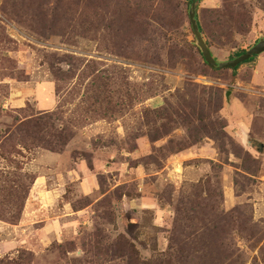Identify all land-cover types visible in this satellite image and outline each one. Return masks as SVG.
<instances>
[{
  "label": "rangeland",
  "instance_id": "374dc122",
  "mask_svg": "<svg viewBox=\"0 0 264 264\" xmlns=\"http://www.w3.org/2000/svg\"><path fill=\"white\" fill-rule=\"evenodd\" d=\"M192 2L0 0V264H264V54L206 65ZM197 20L220 63L264 40V0Z\"/></svg>",
  "mask_w": 264,
  "mask_h": 264
},
{
  "label": "trees",
  "instance_id": "16d2710c",
  "mask_svg": "<svg viewBox=\"0 0 264 264\" xmlns=\"http://www.w3.org/2000/svg\"><path fill=\"white\" fill-rule=\"evenodd\" d=\"M200 30L202 32H204V28L201 26L200 27ZM260 41H258L257 43H259ZM208 46L209 43H208ZM210 48V47H209ZM246 51H241L240 53H238L235 57V58H238L240 56H242L243 54H245ZM202 56V54H201ZM204 62L206 65H208V63L206 62V60L204 59V57L202 56ZM257 58V56H255L254 58H252L251 60H249L248 62L244 63V64H248V63H251L253 62L255 59ZM242 64V65H244ZM241 65V66H242ZM209 66V65H208ZM239 66L237 69H234L233 72H237L239 70V68L241 67ZM210 67V66H209ZM214 69V68H212ZM232 70V69H230ZM220 110L223 109V106L221 105V107L219 108ZM49 114H47L45 117H43L44 119H40L39 117L38 118H35V117H30V119L28 120V122H25V123H22L18 129L19 133L20 134H23L25 135V141H31L33 142V144L35 143H38L39 145H41L42 147L52 151V152H60L62 151L63 147H65L67 144H68V139L66 138H63V137H58L56 138V140H51V136H50V133H49V130L53 129V126L49 123V122H45L44 120L46 119H49ZM19 120L17 119L15 121V124L18 122ZM12 128V127H11ZM11 132V129L8 128L7 131H6V134H10ZM227 137L231 138L232 136L230 134H228L227 132L224 133ZM168 135V134H166ZM151 137V136H150ZM163 137V136H162ZM162 137L160 135H157L153 138H151V141L152 142H156V141H159L162 139ZM166 137V136H165ZM0 139H4V138H0ZM232 139V138H231ZM233 140V139H232ZM234 141V140H233ZM235 142V141H234ZM25 143V146L26 145V142ZM253 144V143H252ZM23 145V144H21ZM262 146V145H261ZM174 147V146H173ZM26 148V147H25ZM191 149L190 148H184L182 150V152L184 151H189ZM174 150H175V147H174ZM173 150V151H174ZM10 153V152H9ZM13 156V153H10V157Z\"/></svg>",
  "mask_w": 264,
  "mask_h": 264
},
{
  "label": "water",
  "instance_id": "95a60500",
  "mask_svg": "<svg viewBox=\"0 0 264 264\" xmlns=\"http://www.w3.org/2000/svg\"><path fill=\"white\" fill-rule=\"evenodd\" d=\"M199 3L200 0H193L190 9V21L192 24L193 32L197 40V46L200 49L202 56L204 57V59L211 68L221 69V70H227V69L234 70L237 69L242 64L248 62L255 56L258 57L264 54V40H261L259 43L256 44V46H254L251 50L247 51L242 56L229 60L227 62H223V63L218 62L213 56V53L209 48L207 42L205 41L203 34L200 30V26L197 20V8ZM229 95L230 93H228V96Z\"/></svg>",
  "mask_w": 264,
  "mask_h": 264
},
{
  "label": "crops",
  "instance_id": "0c3cea01",
  "mask_svg": "<svg viewBox=\"0 0 264 264\" xmlns=\"http://www.w3.org/2000/svg\"><path fill=\"white\" fill-rule=\"evenodd\" d=\"M243 71V70H242ZM232 100V99H231ZM57 98L54 96V97H52L51 98V100L49 101V103H47L46 105H49V107L48 108H40V110L39 111H41V112H47V111H52L55 107H56V105H57ZM55 105V106H54ZM24 106V105H23ZM22 106V107H23ZM230 107H232V109L231 108H229V106H227V107H225V109H224V111H223V113H224V116L229 120V112L230 111H233L235 108L238 110V111H240V106L238 105V106H236V103L235 102H233L232 103V106H230ZM236 110V111H237ZM236 123V122H235ZM234 127V124L233 123H230L229 125H228V127H227V129H228V132H229V134H231V136H233V137H235V139H237L238 141H243L242 143H245V142H247L248 140H247V136L246 135H242L240 132V130H238V131H235V128H233ZM232 129H234V130H232ZM235 131V132H234ZM234 132V133H233ZM245 136V137H244ZM240 138V139H239ZM192 151V150H191ZM191 151L189 150L188 152H186V153H184L183 154V157L182 158H188L189 157V155L190 156H193V153H191ZM198 153H199V158H214V159H216V156L218 155L217 154V152H216V148L214 147V144H211V143H208V142H205V145L202 147V148H200V149H198ZM189 159V158H188Z\"/></svg>",
  "mask_w": 264,
  "mask_h": 264
},
{
  "label": "bare ground",
  "instance_id": "6f19581e",
  "mask_svg": "<svg viewBox=\"0 0 264 264\" xmlns=\"http://www.w3.org/2000/svg\"><path fill=\"white\" fill-rule=\"evenodd\" d=\"M40 192V191H39Z\"/></svg>",
  "mask_w": 264,
  "mask_h": 264
}]
</instances>
